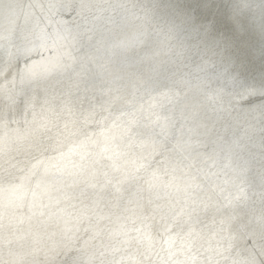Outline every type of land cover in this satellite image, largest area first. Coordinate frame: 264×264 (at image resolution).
Returning <instances> with one entry per match:
<instances>
[{"label":"bare ground","instance_id":"1","mask_svg":"<svg viewBox=\"0 0 264 264\" xmlns=\"http://www.w3.org/2000/svg\"><path fill=\"white\" fill-rule=\"evenodd\" d=\"M264 231V0H0V264H237Z\"/></svg>","mask_w":264,"mask_h":264},{"label":"snow or ice","instance_id":"2","mask_svg":"<svg viewBox=\"0 0 264 264\" xmlns=\"http://www.w3.org/2000/svg\"><path fill=\"white\" fill-rule=\"evenodd\" d=\"M238 240L243 243L250 244V251L254 253L256 249H259V252L264 256V231H261L259 236L255 232H246L240 234ZM237 264H264V260L257 261L254 256L245 259L243 261L237 262Z\"/></svg>","mask_w":264,"mask_h":264}]
</instances>
